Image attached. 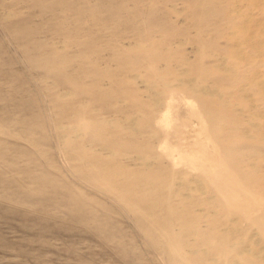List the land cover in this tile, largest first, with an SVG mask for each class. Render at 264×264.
Segmentation results:
<instances>
[{"label": "rangeland", "instance_id": "obj_1", "mask_svg": "<svg viewBox=\"0 0 264 264\" xmlns=\"http://www.w3.org/2000/svg\"><path fill=\"white\" fill-rule=\"evenodd\" d=\"M237 262L264 264V0H0V264Z\"/></svg>", "mask_w": 264, "mask_h": 264}, {"label": "crops", "instance_id": "obj_2", "mask_svg": "<svg viewBox=\"0 0 264 264\" xmlns=\"http://www.w3.org/2000/svg\"><path fill=\"white\" fill-rule=\"evenodd\" d=\"M220 99H221V98H220ZM224 102H225V104H226L225 106H228V105H229L228 101H224Z\"/></svg>", "mask_w": 264, "mask_h": 264}, {"label": "bare ground", "instance_id": "obj_3", "mask_svg": "<svg viewBox=\"0 0 264 264\" xmlns=\"http://www.w3.org/2000/svg\"><path fill=\"white\" fill-rule=\"evenodd\" d=\"M244 243V242H243ZM241 255V254H240ZM237 264H238V262H237ZM240 264V263H239Z\"/></svg>", "mask_w": 264, "mask_h": 264}]
</instances>
